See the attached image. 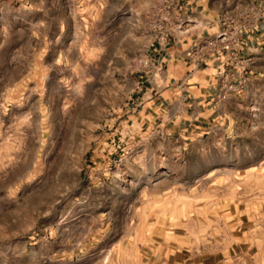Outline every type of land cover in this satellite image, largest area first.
Here are the masks:
<instances>
[{
	"label": "rangeland",
	"instance_id": "1",
	"mask_svg": "<svg viewBox=\"0 0 264 264\" xmlns=\"http://www.w3.org/2000/svg\"><path fill=\"white\" fill-rule=\"evenodd\" d=\"M171 2L0 0V264H264V60L191 125Z\"/></svg>",
	"mask_w": 264,
	"mask_h": 264
},
{
	"label": "crops",
	"instance_id": "2",
	"mask_svg": "<svg viewBox=\"0 0 264 264\" xmlns=\"http://www.w3.org/2000/svg\"><path fill=\"white\" fill-rule=\"evenodd\" d=\"M172 4L177 34L157 43L149 54L158 73H165L164 88L157 89L154 94L157 102L163 105L167 101L170 106L173 101H168L164 95L169 91L167 89L170 93L174 87L181 89L179 98H182L187 112L192 110L193 125L205 114L213 115L222 104L214 103L220 87L216 74L212 72L216 71L217 61L208 60L203 70L205 76L198 77L197 71L192 72L187 52L221 30L220 18L224 13H244L254 4L261 12V20L257 30L247 36L245 55L252 58L250 78H255L258 74L255 65L264 60V0H172ZM190 30L191 35L188 34ZM172 81L174 84L170 86ZM233 96L238 94L231 98Z\"/></svg>",
	"mask_w": 264,
	"mask_h": 264
},
{
	"label": "built area",
	"instance_id": "3",
	"mask_svg": "<svg viewBox=\"0 0 264 264\" xmlns=\"http://www.w3.org/2000/svg\"><path fill=\"white\" fill-rule=\"evenodd\" d=\"M168 10L164 23L167 29H174L172 2ZM260 13L254 4L244 13H224L220 18L221 30L187 52L193 73L205 67L208 60L217 61L216 78L220 87L214 97L216 104L239 94L250 80L252 58L245 55L246 39L257 30Z\"/></svg>",
	"mask_w": 264,
	"mask_h": 264
}]
</instances>
